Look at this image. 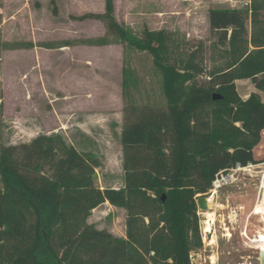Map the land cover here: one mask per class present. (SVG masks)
<instances>
[{"label": "trees", "instance_id": "1", "mask_svg": "<svg viewBox=\"0 0 264 264\" xmlns=\"http://www.w3.org/2000/svg\"><path fill=\"white\" fill-rule=\"evenodd\" d=\"M105 11L109 34L148 51L163 75L165 108L131 105L122 133L124 186H97L98 157L40 134L0 154V264H193L203 246L197 199L220 171L260 162L264 131V26L251 8H210L211 33L230 60L206 80L197 51L183 56L169 30L139 37ZM252 25V30L249 28ZM250 38V45L242 47ZM256 91L243 99L237 80ZM220 94L215 100L214 95ZM127 211L126 237L88 222L103 203Z\"/></svg>", "mask_w": 264, "mask_h": 264}, {"label": "rangeland", "instance_id": "2", "mask_svg": "<svg viewBox=\"0 0 264 264\" xmlns=\"http://www.w3.org/2000/svg\"><path fill=\"white\" fill-rule=\"evenodd\" d=\"M114 3L116 19L131 33L141 37L145 29L169 30L183 56L197 51V61L204 67L200 80L230 60L229 48L216 44L208 17L210 8L230 4ZM255 5L264 26V0H251ZM104 11L105 0H0V154L5 147L29 143L40 134H57L78 150L97 155L96 183L101 189L124 186L126 109L167 104L163 75L150 52L109 34L100 19H80ZM246 45L251 48L250 38L241 46ZM236 84L243 99L256 91L250 79ZM254 154L259 163L241 171L233 184L206 196L213 201L208 210H199L203 246L192 252L193 264H264L263 253L251 240L264 227L255 214L264 203V131ZM206 212L214 221H208ZM126 217L124 208L106 202L93 210L88 222L126 237Z\"/></svg>", "mask_w": 264, "mask_h": 264}, {"label": "built area", "instance_id": "3", "mask_svg": "<svg viewBox=\"0 0 264 264\" xmlns=\"http://www.w3.org/2000/svg\"><path fill=\"white\" fill-rule=\"evenodd\" d=\"M217 2L230 4L231 8H251V0H214ZM241 5V6H239ZM254 167V164L248 166H241L237 164L234 168L228 171H220L213 180L210 191L217 192L219 189L233 184L239 178V173L248 168ZM262 190V189H261Z\"/></svg>", "mask_w": 264, "mask_h": 264}, {"label": "bare ground", "instance_id": "4", "mask_svg": "<svg viewBox=\"0 0 264 264\" xmlns=\"http://www.w3.org/2000/svg\"><path fill=\"white\" fill-rule=\"evenodd\" d=\"M208 200H209V205H210V204L212 203V201H213V198H209ZM263 211H264V205L260 204V205H258L255 214H259L260 217L264 220V213H263ZM205 214H206V216H207L208 219H209L208 221H214V218H213V216H212L211 213H207V212H206ZM250 225H251V224H250ZM259 228H260V227H259ZM261 235L264 236V232L261 231V232L259 233V236H256V238H260ZM213 241H214V240H213ZM252 242L255 243V245H259L261 242H264V239H257L256 241H253V240H252Z\"/></svg>", "mask_w": 264, "mask_h": 264}, {"label": "water", "instance_id": "5", "mask_svg": "<svg viewBox=\"0 0 264 264\" xmlns=\"http://www.w3.org/2000/svg\"><path fill=\"white\" fill-rule=\"evenodd\" d=\"M220 94H215L214 95V99L215 100H218L220 99ZM209 198L206 197V196H199L198 199H197V204H198V208L199 210H202V211H205V210H208L209 208Z\"/></svg>", "mask_w": 264, "mask_h": 264}, {"label": "crops", "instance_id": "6", "mask_svg": "<svg viewBox=\"0 0 264 264\" xmlns=\"http://www.w3.org/2000/svg\"><path fill=\"white\" fill-rule=\"evenodd\" d=\"M248 96V95H247ZM261 202V201H260ZM259 203V202H258ZM257 203V204H258ZM263 205H264V203H263ZM257 206V205H256ZM255 206V207H256ZM255 213H256V211H255ZM263 213H264V211H263ZM253 214H254V210H253ZM263 220V219H262ZM264 221V220H263ZM261 229L262 230H259V231H257V234L254 236V239H251V240H253V241H256L258 238H256V236H259V233L262 231V232H264V227L262 226L261 227ZM262 239H263V237H261ZM256 239V240H255ZM255 248H257V249H259V250H261V254H262V256L264 255V242H261L259 245H255L254 246ZM263 259H264V256H263Z\"/></svg>", "mask_w": 264, "mask_h": 264}]
</instances>
